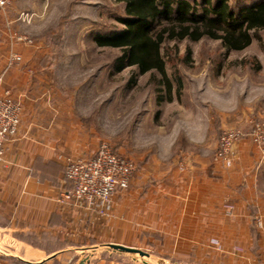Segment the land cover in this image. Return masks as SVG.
Returning a JSON list of instances; mask_svg holds the SVG:
<instances>
[{
	"label": "crops",
	"instance_id": "1",
	"mask_svg": "<svg viewBox=\"0 0 264 264\" xmlns=\"http://www.w3.org/2000/svg\"><path fill=\"white\" fill-rule=\"evenodd\" d=\"M17 3L6 27L0 17L1 31L6 28L0 35V88L10 89L22 106L19 131L9 139L0 162V264H61L65 260L143 264L125 257L78 258L75 254L112 233L118 239L114 243L129 246L122 239L134 238L147 225V229L174 232L184 247L196 248L200 264H264V143L252 138V122H264V81L250 84V90L235 91L221 84L220 78L212 83L213 96L204 88L199 102L183 94L180 100L167 102V106L177 104L182 115L174 116L170 130L162 133L159 154H141L143 164L136 167L142 177L150 175L155 185L129 196L119 189L108 217L78 205H63L53 196L71 187L64 180L68 159L93 157L107 132L96 110L88 112L81 102L89 96L83 88L87 82L63 80L73 77L77 65L39 63L44 49L33 43L18 44L26 39L16 38ZM31 17L22 23L31 25ZM95 37L89 36L94 44ZM11 44L23 53L22 65L9 63ZM160 111L155 117L148 111L140 120L141 138L146 121L156 120ZM227 127L241 131L242 138L235 145L234 159L222 165L214 156ZM123 150L128 152L127 146L120 147L119 153ZM149 168L159 171L150 173ZM164 181L168 184L162 187ZM226 204L235 206L233 216L227 215ZM212 239H218L221 247H215Z\"/></svg>",
	"mask_w": 264,
	"mask_h": 264
},
{
	"label": "rangeland",
	"instance_id": "2",
	"mask_svg": "<svg viewBox=\"0 0 264 264\" xmlns=\"http://www.w3.org/2000/svg\"><path fill=\"white\" fill-rule=\"evenodd\" d=\"M256 2L258 0H229L236 12L242 7L253 5ZM16 3L20 17L15 26L16 38L23 37L26 39V41L18 40V44L33 43L44 49V55L37 61L39 63L78 66V71L74 73L73 77H63V80L67 81L68 84L73 83V81L87 82L83 88H86L89 96H87V100H81V102L85 104L84 108L88 112L96 110L99 124L103 126L107 134L113 137V144L117 152L119 153L120 147L127 146L128 152L123 150L121 153L127 156L129 154L132 161L135 160L136 167L143 164L140 161L141 154L148 157L159 154L161 150L159 142L163 138L162 133L170 130L169 125L176 118L174 116L179 119L182 115L177 110L179 106L173 103L167 106V102L156 105L154 88L147 84L149 75L140 77L138 86L128 89L129 69L124 70L121 74H110L112 61L119 55V51L100 48L89 38L90 34H101L98 32L102 31L107 36L111 35L116 31V28L121 27L117 17L123 15L124 5L117 3L116 0H14L11 6L0 7V17L3 18L4 27H6L7 16L10 14L13 5L16 6ZM25 5L28 6L24 7ZM29 16L32 21L31 25H24L22 19ZM3 23L0 24V35H3L6 29L1 31ZM14 49L12 44L8 45V54L9 50L11 53ZM46 50L49 53L45 54ZM163 53L167 60L169 76L175 83L181 81L183 96L187 95L195 102L202 99L201 95L204 94V91L201 92V90L204 88H206L209 96H213L212 91L215 87L212 83L220 78L222 79L221 84L223 83L235 91L240 89L244 91L246 87L250 90V84L258 82L259 85H262V81H264V31L259 33V40L255 39L252 46L243 52H232L226 55L220 41L204 39L200 42L187 40L168 42L164 46ZM2 57L0 53V58L2 59ZM255 58L257 61L254 60ZM8 60L9 63L15 65L10 61L9 56ZM242 60H247L248 66H240L239 62ZM24 61L23 55L21 65ZM251 77L256 78L257 81ZM158 109L161 111L156 120L153 119L152 122L149 119L144 124V133L141 138L137 130L140 120L148 111L155 117ZM177 123H180V120ZM235 129L234 127L226 128V130ZM148 171L158 173L159 169L149 168ZM137 173L139 177H137ZM146 177H142L139 171H136L130 188L123 193H128L129 196L136 189L149 190L155 184L154 180L149 178L150 175L148 178ZM167 184L168 182L164 181L162 187ZM115 202L117 204L118 201ZM160 219L167 221V217ZM147 228L148 225L142 226L141 230L134 234V238H130L128 241L122 239V241L130 242L127 247L137 248L164 258L169 263L190 260L196 262L190 264H200L197 262L200 258L197 249L184 247L174 232L166 229L156 231ZM114 236L112 233L109 239H106L105 236L95 239L94 247L81 248L83 251L81 254H74L78 258L85 255L95 258L98 256L125 257L134 263V256L112 247V245H122L114 243L115 240H118ZM61 264L79 263L76 260L71 262L65 260Z\"/></svg>",
	"mask_w": 264,
	"mask_h": 264
},
{
	"label": "trees",
	"instance_id": "3",
	"mask_svg": "<svg viewBox=\"0 0 264 264\" xmlns=\"http://www.w3.org/2000/svg\"><path fill=\"white\" fill-rule=\"evenodd\" d=\"M124 5L117 17L121 27L111 35L97 34L100 48L119 51L111 64V75L129 69L127 88H135L139 78L149 75L156 103L180 100L183 84L171 79L164 57L168 42L220 41L226 55L250 48L264 31V0L236 12L229 0H116ZM255 61L256 58L254 59ZM248 66L247 60L239 62ZM258 66V70H259Z\"/></svg>",
	"mask_w": 264,
	"mask_h": 264
},
{
	"label": "built area",
	"instance_id": "4",
	"mask_svg": "<svg viewBox=\"0 0 264 264\" xmlns=\"http://www.w3.org/2000/svg\"><path fill=\"white\" fill-rule=\"evenodd\" d=\"M13 1L0 0V7L7 8ZM9 57L15 65H21L23 61V54L17 50H13ZM21 117L22 106L12 97L11 90L0 88V162L6 155L9 139L19 131ZM252 125V138L260 144L264 143V122L254 120ZM241 138L242 133L238 129L225 130L219 138L214 159L222 165L233 160L235 145ZM135 171V163L115 151L113 137L106 133L93 157L86 160L68 159L64 180L71 187L57 192L53 199L63 205H78L108 217L113 196L119 189L130 188ZM225 208L228 216L234 215V205L226 204ZM212 244L221 247L218 239H212Z\"/></svg>",
	"mask_w": 264,
	"mask_h": 264
},
{
	"label": "water",
	"instance_id": "5",
	"mask_svg": "<svg viewBox=\"0 0 264 264\" xmlns=\"http://www.w3.org/2000/svg\"><path fill=\"white\" fill-rule=\"evenodd\" d=\"M112 247L114 249H117L125 254H130L132 256H134L135 260L143 263V264H190L187 262H171L169 263L166 259L149 254L145 251H142L140 249L137 248H132V247H127V246H123V245H112ZM83 251L81 249L78 250V253H82ZM56 255H50L47 258L44 259L45 261H49L51 259H53Z\"/></svg>",
	"mask_w": 264,
	"mask_h": 264
}]
</instances>
